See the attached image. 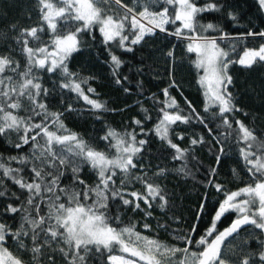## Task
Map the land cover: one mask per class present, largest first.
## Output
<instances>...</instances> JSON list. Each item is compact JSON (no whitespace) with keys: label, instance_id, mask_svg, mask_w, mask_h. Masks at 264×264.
Returning a JSON list of instances; mask_svg holds the SVG:
<instances>
[{"label":"snow or ice","instance_id":"snow-or-ice-1","mask_svg":"<svg viewBox=\"0 0 264 264\" xmlns=\"http://www.w3.org/2000/svg\"><path fill=\"white\" fill-rule=\"evenodd\" d=\"M37 3L42 24L21 28L15 37L26 59L23 70L11 55L0 54V137L8 138L7 142L16 149L31 145L28 154L7 158L0 155V199L20 201L18 204L7 203L0 212L19 214L15 229L6 222H0V264H58V258L66 264H89L93 256L99 260L106 256L107 264H264V135H258L255 128L248 127L239 119L235 120L234 128L228 115L241 111L229 91L233 83L230 66L238 63L251 68L264 63V44L258 49L246 48L239 60L234 61L216 37H187L190 42L186 50L195 53L194 66L198 74L202 71L197 82L203 89L207 119L196 113L190 103L189 108L195 114V119L210 133L213 129L208 121L220 120L218 127L225 129L220 134L223 139L215 137L220 145L217 164L225 153V141L235 136L236 142L241 145L240 157L255 183L226 193L210 226L198 239L194 236L196 225L187 235L175 233V239L184 245L180 247L142 235L136 231L135 224L114 226V222L120 221V216L110 214V205L113 204L117 212L122 207L142 210L141 201L148 209L155 204L162 212L166 211L168 199L161 184L147 178L146 173L136 174L133 171L137 169V158L148 141L137 140L135 132L119 133L109 128L100 139L109 141L115 156L110 157L107 152L97 150L78 133L66 128L62 120L63 112L49 110L44 98L52 95L53 90L43 86L37 73H59L63 78L60 89L75 92L90 105V110L110 111L104 103L85 94L81 84L87 83V79H80L69 70V59L81 50L82 33L91 34L94 26H98L105 45L118 40L121 48L131 51L125 44L129 36L124 34L129 30V23L133 45L153 35L156 29L166 32L165 25L177 21L180 27L171 33L177 37L183 35V30H219L213 23L199 24L198 21L199 13L216 11L218 6L208 3L199 7L195 0H134L131 6L123 3V0H37ZM258 4L264 9V0H258ZM157 5H160V10L153 11ZM169 6H172V11ZM137 7L141 10L137 11ZM229 16L236 19L232 13ZM76 24L79 26L73 31L71 26ZM45 26L50 36L47 42H42L40 33L45 31ZM11 27L15 29L16 25ZM3 35L0 33V36ZM257 35L264 37V31H248L236 39ZM226 38V33L219 37L220 40ZM30 41H35L39 46H30ZM235 47L233 45V52ZM109 55L112 75L116 78L115 82L120 84L119 69L123 61L110 50ZM166 55L172 58L174 53L169 50ZM176 86L175 80H172L169 87ZM87 92L94 93L95 89L89 87ZM163 94L162 116L154 131L174 150V160H185L188 149H181L173 143L169 132L173 125L187 124L193 117L182 114L168 88L163 90ZM20 111H25L27 115H19ZM67 111H73L70 104ZM145 118L149 117L146 115ZM133 123L141 125L140 120ZM12 134L17 137L15 143L11 139ZM178 138L182 140L184 137L181 135ZM198 143H203V137L191 140L192 145ZM13 161L20 167H12ZM85 166L96 173L95 185H89L82 178ZM140 167L143 168V165ZM69 170L72 183L62 187V179ZM25 171L30 173V177L24 175ZM175 171L184 176L191 175L186 165ZM216 171V168H212L210 175L214 177ZM118 173L121 178L117 185ZM167 173L168 169L162 168L154 176L159 179ZM233 174L236 175L235 169ZM7 181L20 190L19 194L11 191ZM134 183L142 184L144 192L129 191L128 186ZM208 183L212 184L213 180L210 179ZM215 188L223 191L218 183ZM25 193L26 199L21 200ZM42 205L47 208L43 215ZM204 212L205 205L202 203L197 219ZM229 212H235L236 218L227 228L218 231L217 223ZM144 215L150 217L152 212L144 211ZM158 227L167 229L168 225L160 224ZM248 227L259 230L261 235L246 231V238L241 237V231ZM144 228L148 229L150 225L145 223ZM9 239L16 242L17 252L31 254L30 261L13 254L5 246ZM249 240L258 241L259 251L246 250ZM117 248L121 253L119 255L113 254Z\"/></svg>","mask_w":264,"mask_h":264},{"label":"trees","instance_id":"trees-1","mask_svg":"<svg viewBox=\"0 0 264 264\" xmlns=\"http://www.w3.org/2000/svg\"><path fill=\"white\" fill-rule=\"evenodd\" d=\"M195 2L199 7H204L208 3H215L218 6L216 11L199 13L198 21L199 24L213 23L219 30L210 29L206 32L199 28L195 32L183 30V35L177 37L171 34L180 27V22L177 21L174 24L165 25L166 32L156 29L153 35L133 45L129 23V30H126L124 34L129 36L125 44L132 49L131 51L121 48L118 40L105 45L98 26H94L91 34H81V50L69 59V70L76 73L80 79H87V83L81 84L85 94L91 99L104 103L110 111L90 110V105H87L75 92L60 89L59 84L63 78L59 73L55 75L46 71L37 73L43 86L53 90L52 95L44 98L49 110L63 112L62 120L66 128L78 133L97 150L107 152L110 157L115 156V150L109 147V141L100 139L109 128L119 133L135 132L137 140L148 141L142 154L137 158V169L133 171L136 174L146 173L147 178L161 184L168 199L166 211L162 212L155 204L148 209L141 201L142 210L133 211L132 207H122L117 212L113 204L110 205V214L120 216V221L114 222V226L124 227L135 224L136 231L142 235L180 247L184 245L175 239V233L187 235L192 226L196 225L197 231L194 236L198 239L210 226L212 217L219 203L225 199L226 193L255 183L254 178L247 173L246 165L240 157L241 145L236 142L235 136L225 141V153L217 164L216 157L220 152V145L216 143L215 137L223 139L220 134L225 132V129L218 127L220 120L208 121L209 127L213 129L210 133L208 128L195 119V114L189 108L190 103L196 113L207 119L208 114L204 111L206 101L203 89L197 82L198 75L202 74V71L198 74L194 66L196 55L187 52L189 41L185 38L193 35L216 37L220 46L229 51L234 61L239 60L246 48L258 49L264 44V37L258 35L248 36L243 40L236 39L240 34L248 31L255 33L264 31V9L259 6L258 0H195ZM123 3L131 6L134 0H123ZM38 7L37 0H0V33L4 34L0 36V54L11 55L19 62L21 71L26 64V59L20 52V46L16 44L15 37L21 28L42 24ZM169 7L172 11V6ZM136 10L140 11L141 8L137 7ZM152 10L159 11L160 5ZM229 13L234 14L236 19H231ZM13 24L16 25L15 29L11 27ZM76 26L79 25L71 26L73 31ZM223 33H226L228 38L220 40L219 37ZM40 36L42 42L49 40L50 34L46 26ZM233 45L236 46L235 52L232 51ZM30 46L39 45L35 41H30ZM109 50L123 61L119 69L122 81L120 84L115 82L116 78L112 75ZM169 50L174 53L172 58L166 55ZM6 74L11 75V73ZM229 74L233 79L229 91L233 95L234 103L241 109L239 112L228 114L233 127H236L235 120L239 119L248 127L255 128L258 135H264V63H258L251 68L235 63L230 66ZM124 77L127 79L125 80ZM172 80H175L176 87H169ZM89 87L95 89V92L88 93ZM165 88H168L170 96L176 99L182 114L193 117L187 124L173 125L169 132L173 143L178 144L181 149H188L185 160H174V150L154 131L162 116L160 110L164 107L162 102L165 100L163 94ZM125 89L128 91L126 92ZM69 104L73 111H67ZM27 106L26 103L25 107ZM214 110L218 111V109ZM19 115L24 116L27 113L20 111ZM146 115L148 119L145 118ZM134 120H140L141 125L134 124ZM181 135L184 137L182 140L178 138ZM201 137H203V143L191 144V140H199ZM11 139L15 143L16 135L12 134ZM7 141L8 138L0 137V155L4 158L29 153L31 145L16 149ZM140 165H143V168ZM183 165L191 171L190 176L176 173L175 170ZM12 167H20V165L13 161ZM162 168L168 169V173L157 179L154 174ZM212 168L217 170L214 177L210 175ZM233 169L236 170V175L233 174ZM24 175L30 177L27 171ZM82 178L89 185L97 183L96 173L87 166L82 169ZM120 178L118 173L117 185L120 183ZM210 179L213 180L212 184L208 183ZM7 183L11 191L19 194L20 190L12 185L11 181ZM71 183L69 170L62 179L61 186L67 187ZM217 183L222 185L223 191H217L215 188ZM128 190L143 193L144 187L140 183H134L128 186ZM26 195V193L22 195L21 200L26 199ZM7 203L18 204L20 201L0 199V212ZM116 203L118 204L119 201ZM202 203L205 205V212L200 219H197ZM148 210L152 212L150 217L144 215V211ZM46 211L47 208L42 205L41 214L43 215ZM236 215L235 212H229L223 216L217 223V230L222 231L227 228ZM0 222H6L15 229L19 223V214H0ZM145 223L149 224L150 228H144ZM160 224H167V229L159 228ZM246 231L261 235L259 230L248 227L241 231V237L246 238ZM5 246L13 254L22 256L25 261H30L31 254L17 252L15 241L9 239ZM246 250L259 251L258 241L249 240ZM113 254L121 253L117 248ZM58 264H66V262L58 258ZM89 264H107L106 256L103 260L93 256Z\"/></svg>","mask_w":264,"mask_h":264},{"label":"rangeland","instance_id":"rangeland-1","mask_svg":"<svg viewBox=\"0 0 264 264\" xmlns=\"http://www.w3.org/2000/svg\"><path fill=\"white\" fill-rule=\"evenodd\" d=\"M185 39H187L190 42V40L187 37Z\"/></svg>","mask_w":264,"mask_h":264}]
</instances>
